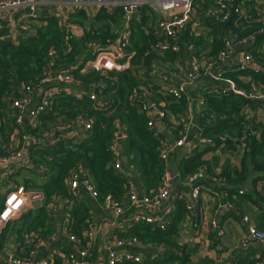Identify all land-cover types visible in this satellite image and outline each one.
Here are the masks:
<instances>
[{
    "label": "trees",
    "instance_id": "16d2710c",
    "mask_svg": "<svg viewBox=\"0 0 264 264\" xmlns=\"http://www.w3.org/2000/svg\"><path fill=\"white\" fill-rule=\"evenodd\" d=\"M258 1L231 0L228 4V19L218 22L213 14H205L207 8L213 4L195 0L196 14L202 17L198 26L204 29L206 35L193 33L190 24H186L177 40L180 49L168 50L162 55L154 49L157 41L149 33L148 17L141 14L129 23L130 44L127 52L132 53V56L128 68L110 72H72L80 81L85 94L95 90L101 105H94L87 95L78 99L63 88L57 92L46 112L39 114L35 125L22 128L24 133H38V136H42L43 132L52 130L61 118L74 119L80 114L91 122L90 128L80 141L64 134L60 129H55L51 141L30 145L28 151L31 161L37 167L45 168L46 179L40 185H24V188L39 189L44 202L41 206L28 209L19 217L17 238L23 242V232H32L35 240L54 234L51 251L58 247L61 254L66 256L75 249L63 234L55 235V226L46 213V206L54 196L67 201L72 199L67 191V180L74 170L83 168L86 171L96 186L100 200L106 195L117 200L123 197L130 182L124 172L113 168V151L110 149L116 123L126 133L125 139L119 144L122 149L120 154L126 158L121 161L122 167L137 170L142 195L156 191L165 173L164 163L158 157V148L162 142L171 143L186 134L180 118L187 113L189 95L187 91L178 96L163 95L158 91L161 87L152 76L153 71L160 65L169 66L175 60H182L186 44H193L196 54L201 57L215 58L223 49L224 38L232 37L236 40L250 38L251 44L246 51L253 56L256 64L263 66L264 32L256 34L255 31L264 23L262 20L251 22L252 19L264 18V9L257 12ZM236 8L242 9V13H234ZM68 19L83 26L84 33L81 36L66 34L54 14L40 15L37 17L38 23L31 26L28 32L17 34L14 38L6 36L5 28L0 30V138L3 150L8 148L12 135L11 124H14L13 118L7 113L9 95H20L25 86L35 85L43 77L49 63L55 69H62L82 57L90 58L92 54L86 47L87 42L111 41L123 21L120 8L109 10L106 7L98 9L92 19L82 9L70 12ZM87 25L91 27L89 30L86 29ZM50 48L55 49L53 57L48 55ZM224 69L222 75L232 79L246 92L255 84H264L262 68L256 72L251 68L233 71ZM220 88L219 83L213 88H198L203 99L201 113L206 118L200 131L212 145L204 147L195 143L187 153L172 152L169 157V170L176 167L183 180L186 174L203 168L211 176L213 185H220L218 189L223 191L225 199L230 203L240 206L243 202H250L264 208V191L260 193L255 190L256 182L264 180V120L257 119L256 115L246 116L248 108L256 110L261 103L232 92L222 93ZM133 98L134 101L131 102ZM149 101L157 102L160 109L169 112L161 119L164 126L162 131L158 132L154 127L148 129V111H138V107ZM167 135L169 139L166 138ZM241 136H244L243 145L239 146ZM56 138L59 139L56 141ZM207 152L213 153L209 159L204 158ZM222 153L226 156L225 159L222 158ZM235 159H239L237 164ZM251 173L255 175L250 182L252 189L239 193ZM173 203L175 208L164 229L149 223L136 222L117 235L134 237L141 244L153 248L161 246L162 251L151 259L150 264H220L208 257L196 263L193 261L197 246L180 241V231L187 221L185 201L177 196ZM87 206L85 201H79L69 211L72 218L69 231L80 238L90 222ZM1 239L2 236L0 245ZM26 247L28 251L32 244L26 243ZM255 254L253 251L237 249L229 264H255L261 259ZM65 263L61 255L55 254L53 264ZM123 264L136 263L124 261Z\"/></svg>",
    "mask_w": 264,
    "mask_h": 264
},
{
    "label": "built area",
    "instance_id": "2783aa9c",
    "mask_svg": "<svg viewBox=\"0 0 264 264\" xmlns=\"http://www.w3.org/2000/svg\"><path fill=\"white\" fill-rule=\"evenodd\" d=\"M203 2L213 4V6L208 7L205 11L206 15L213 14L214 19L218 22H224L228 19V4L231 0H203ZM53 3L56 4V7L50 10L49 6L46 5ZM194 6L195 0H0V13L9 9L25 10V13H22L17 18V34H24L28 32L31 26L38 23L37 17L40 15L54 14L58 17L66 34L79 37L84 33V28L76 22H70L68 15L70 12L80 9L84 10L89 15V19H92L98 9L103 7H106L109 10L120 8L123 20L122 24L116 31L115 37L111 41L101 43L96 40H90L87 42L86 47L92 54L90 58L85 59L82 57L62 69H55L52 67L51 63H49L45 69L43 77L35 85L31 84L25 86L20 95H15L13 93L9 95L7 113L13 118L14 124H11V126L19 135L16 141L17 146L12 149L3 150V144L0 138V165H7L15 159L20 161L25 156L26 159L20 167H28L30 162L32 163L31 156L30 152H27L23 146H30L31 144L41 141H51L52 134L55 129H60L63 133L64 130L70 129V136L74 137V139L78 141L77 138L84 136L86 131L91 126L90 120L80 114L74 119L66 117L61 118L52 130L43 132L42 136H38V133H24L21 132V129L25 127L24 125H35L39 114L46 112L52 104L53 98L57 92L63 88H66L67 93L78 99L87 95L94 105L100 106L101 102L95 90H91L85 94L84 89L81 88L82 86L80 81L74 77L72 72H85L88 70H94L96 72H110L122 71L128 68L130 58L132 56V53L127 52V47L130 44L129 23L132 19L139 17L141 14L149 19V33H151L157 41L154 49L157 50L158 54L162 55L168 50L178 51L180 46L177 44V40L186 24H190V28L193 33L198 34V24L202 17L196 14ZM42 7L43 9L46 8L45 13L43 12ZM212 8L214 9L212 10ZM263 9L264 0H259L257 12L260 13ZM39 10L41 11L40 15L38 14ZM90 10L96 12L93 14ZM234 13H242V9L236 8ZM259 20H262L264 23V18L262 17L252 19L251 22H258ZM2 28H4V26L2 25V20H0V30ZM90 28L91 27H89V25L86 26V29L89 30ZM263 32L264 25L258 26L255 31L256 34ZM250 44V38H242L240 40H236L234 37L224 38L223 49L215 58L201 57L196 54L193 44H186L184 47V56L188 59L189 70L183 72L181 65L182 60H175L173 65L178 68L177 75L175 76V78L178 77L179 79L178 84L168 82L166 78H163L161 81L166 83L164 86L159 84L163 90L159 88L158 91H160L163 95H180L181 93L187 91L186 86L188 84H191L203 73H207L217 62L230 59L235 54L237 46H244L243 61L237 67L227 69L229 71H233L251 68L255 72L258 71L264 66V64H261L263 66L256 64L253 56L246 51V48H248ZM262 49L264 50V44ZM48 55L49 57H53L55 55V49L50 48ZM224 71L225 69L218 70L214 75L217 83L221 85L220 92H232L246 98L260 101L261 106L256 108V110H250L248 108L246 110V116H255L257 112H263L264 115V84H255L250 91L246 92L243 88L238 87L232 79L224 77L222 75ZM38 92L40 98L39 101L35 103ZM133 101L134 98L131 102ZM190 104L191 101L188 96L187 111ZM200 106L201 109H203V102H201ZM145 110L148 111V129L156 127V117L161 122L162 117H164L168 112L160 109L158 107V103L155 101H149L147 104L143 103L142 106L138 107V111L140 113ZM186 115L180 118V121L184 123L186 134L171 143L162 142L158 148V157L164 163L165 173L159 187L156 191H152L149 195H142V193L139 194L136 189L129 184L120 200L113 198L111 195H106L102 200H100L99 193L94 182L83 168L71 172L67 180V191L71 194L72 199L69 200L63 208L64 218L60 231L58 233L55 231V235L63 234L67 242L75 248L66 256L61 254L58 247L51 251L54 234H47L44 237L35 240L32 232H29L28 234L23 232L21 234L24 237L23 242L16 236V246L14 251H7L4 231L7 229L9 223L18 220L19 217L27 211V206L31 202L39 201L40 203L42 202V204L44 202L43 194L41 192L31 193L27 191L23 185L18 184L7 190L0 202V238L2 236L0 255L4 256L9 264H53L55 254L61 255L62 259L66 261L65 264H123L124 261H131L136 264H145L141 254L134 251V249L152 248L157 252L156 254H158V248L161 246L153 248L141 244L140 241L134 237H120L119 235L115 236L113 247H107L106 255L102 259V263H100L99 258L95 255L94 251V224L89 222L83 230L82 237L80 238L76 233L69 231L72 219L69 211L71 206H73V204L80 199L78 188L79 186H82L93 199L101 201L104 208L113 211L118 217H127L130 224L145 222L160 229H164L169 223L171 208L165 210L163 217H153L141 212L132 213L128 216L125 215L128 214V211H131L132 207H139V205L145 207H159L163 205L165 200L169 197V183L171 178L168 167L169 157L174 148L182 146L186 141L187 131L190 124ZM115 128L116 129L113 132V141L110 145V149L113 151L112 166L115 170L123 172L121 161L117 157V146L125 139L126 133L124 128L117 123ZM58 139L59 138H56L55 140L57 141ZM243 139L244 136L239 138V146L243 145ZM195 140L196 144L204 147L212 145L210 140L201 135L200 130L195 134ZM4 151H6V153H4ZM241 155L242 151L240 153V156ZM240 156L238 157L240 158ZM18 168L19 167L17 166H11L9 169H6L4 175L7 179H10V177L18 171ZM204 178L209 179L213 183L211 176L206 174L203 168L196 169L193 172L186 174L182 182L184 185L189 187L190 196L188 199L182 195L179 197L185 201L187 219L192 216L195 209H198L197 211L200 212L201 216V224H206L216 228L218 227L216 219L212 216L207 218L208 210L206 209L203 200H200L202 192L200 181ZM80 179L82 180L80 181ZM239 193H242V189ZM209 195L217 202V205H221V202L217 199L219 194L215 190H211ZM54 202L55 201L52 199L46 206L47 217L50 221H52L51 218L55 215ZM242 221L243 223H247L248 216L244 215L242 217ZM49 236L51 237V241L47 244L45 241ZM248 239L263 242L264 231L258 230L253 225H248L246 235L241 238V246H246ZM43 241L46 244L45 251L38 253L40 243ZM26 243L32 244V247L28 251L26 249ZM255 264H264V259L257 261Z\"/></svg>",
    "mask_w": 264,
    "mask_h": 264
},
{
    "label": "crops",
    "instance_id": "0c3cea01",
    "mask_svg": "<svg viewBox=\"0 0 264 264\" xmlns=\"http://www.w3.org/2000/svg\"><path fill=\"white\" fill-rule=\"evenodd\" d=\"M49 9L52 10L56 7V4H49ZM45 13L46 8L43 9ZM91 11V10H90ZM96 11H91V13H95ZM22 13H25L24 9H9L0 13V20H2V25L7 30L6 35L8 37L14 38L17 34V18ZM198 34L206 35L204 29L201 27L197 29ZM244 46H237L235 54L226 61L217 62L213 68H211L207 73H203L200 77H197L191 84L186 86V90L190 97V107L187 111V119L189 120V128L187 131V137L193 132L191 139L184 142V144L180 147L174 148L172 151L174 154H183L190 151L193 144H195V134L199 131L205 124L206 118L201 113V102L203 101L201 97V93L198 90L199 87L206 86L208 88H213L217 84V81L214 77L215 73L218 70L224 68H235L239 66L243 61V51ZM182 71L186 72L189 70L188 59L186 56L182 58L181 61ZM264 70V66L262 67ZM178 68L174 65H160L153 71V76L156 82L162 86L165 85L166 82L161 81L163 78H166L168 82H173L178 84L177 75ZM179 76V75H178ZM39 92L36 97L35 103L39 101ZM256 118L259 120H264L263 112H257ZM26 127V125H24ZM156 128V127H155ZM163 130V129H162ZM161 130V131H162ZM12 135L8 144L7 149H12L17 146V138L18 133L16 130L12 128ZM21 132L22 129H21ZM64 134L71 135L70 129L64 130ZM84 136L78 137V141H80ZM20 145V144H19ZM24 145L28 152L30 146ZM121 146H117V157L120 161L123 160V157L119 150ZM212 152H207L204 156L205 159H209L212 156ZM221 155V154H220ZM225 155L222 153V158L225 159ZM25 156L22 160H13L7 165H0V202L3 198V195L7 190L13 188L16 185H40L46 179L45 168L42 166H36L35 164L30 162L28 167H20L23 161H25ZM239 159H235L234 162L237 164ZM11 166L19 167L14 175L7 179L4 175L6 169H9ZM123 172L125 176L128 178L130 184L136 189V191L141 193V180L138 176L137 170L135 168H124ZM170 183H169V197L165 200L163 205L159 207H145L139 205V207H132L131 211H128V214L125 216L131 215L132 213H145L147 215L153 217H163L166 209L171 208V212L174 210V199L177 196H184L187 199L190 196V189L186 185L183 184L182 179L180 177L179 172L176 167H173L170 171ZM255 175L249 174L248 179L245 184L241 186L242 190H251V180ZM200 187L202 189L201 199L203 200L206 209L208 210L207 218L213 217L217 221L218 227L213 228L209 225H202L200 219V212L195 209L193 211L192 216H190L187 221L184 222L182 230L180 231V241L182 243H188L190 245H196L197 251L193 255V261L196 263L200 261L204 257L211 258L214 262L220 264H229L233 261L234 255L233 253L237 250L244 251H253L257 255V257H261L260 261L264 259V241H254L248 239V243L246 246H241V238L246 235L248 225H253L258 230L264 231V208L257 207L256 205L250 202H243L240 206L229 204V200L225 199L222 190H219V184L213 185V183L209 179H201ZM79 198L76 203L79 201H85L88 204V211L90 214V222L94 224L95 227V240H94V251L95 255L98 256L99 262L102 263V259L106 255L107 247H113L114 238L117 236L118 232H124L126 227L130 225V222L127 217H118L113 211L108 210L103 207V204L99 200L93 199L82 186L78 188ZM211 190H215L219 196L217 199L221 202V205H217V202L213 200V198L209 195ZM255 190L262 193L264 191V180L257 181L255 184ZM27 191L31 193L41 192L37 188L28 187ZM234 197V196H233ZM55 202V215L52 219L55 231L58 233L60 231L64 214L63 208L67 204V200L65 198H61L58 196H54L52 198ZM51 199V200H52ZM32 203V202H31ZM27 206L28 209L36 208L32 204ZM42 202L40 203V205ZM39 205V206H40ZM27 209V210H28ZM244 215L248 216V222L243 223L242 217ZM170 220V219H169ZM19 220L12 221L5 229L4 239L7 244V251H14L16 246V235ZM18 229V228H17ZM51 241V237L49 236L46 239V243L49 244ZM45 242L40 243V248L38 253L45 251ZM147 250L144 253H140L144 259L145 264H150L151 259L154 258L157 253L152 248H146ZM162 248H158V252L160 253ZM137 252V251H136ZM262 255V256H261ZM0 264H9L4 256L0 255Z\"/></svg>",
    "mask_w": 264,
    "mask_h": 264
},
{
    "label": "water",
    "instance_id": "95a60500",
    "mask_svg": "<svg viewBox=\"0 0 264 264\" xmlns=\"http://www.w3.org/2000/svg\"><path fill=\"white\" fill-rule=\"evenodd\" d=\"M40 13H41V11L39 10V11H38V14L40 15ZM155 117H156V116H155ZM162 129H163V125H162V123L160 122V120L156 117V130L159 132V131H161ZM192 134H193V132H192L188 137H186V141L191 139ZM166 138L169 139V136L167 135ZM119 150L121 151V149H119ZM125 159H126V158L123 157V160H125ZM81 180H82V179H80V181H81ZM32 205H33L34 207H38V206L40 205V202H39V201H33V202H32ZM146 250H147V249H145V248L134 249V251H137L138 253H144Z\"/></svg>",
    "mask_w": 264,
    "mask_h": 264
},
{
    "label": "rangeland",
    "instance_id": "374dc122",
    "mask_svg": "<svg viewBox=\"0 0 264 264\" xmlns=\"http://www.w3.org/2000/svg\"><path fill=\"white\" fill-rule=\"evenodd\" d=\"M8 144H9V141H8Z\"/></svg>",
    "mask_w": 264,
    "mask_h": 264
}]
</instances>
